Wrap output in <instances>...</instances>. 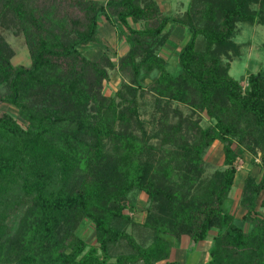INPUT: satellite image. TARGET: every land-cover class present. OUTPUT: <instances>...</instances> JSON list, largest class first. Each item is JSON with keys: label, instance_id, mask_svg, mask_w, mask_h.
I'll return each instance as SVG.
<instances>
[{"label": "trees", "instance_id": "trees-1", "mask_svg": "<svg viewBox=\"0 0 264 264\" xmlns=\"http://www.w3.org/2000/svg\"><path fill=\"white\" fill-rule=\"evenodd\" d=\"M211 1L201 12L173 16L159 12L155 0H0V21L23 32L30 57L28 66H11L0 39V86L7 89L0 103L16 106L23 121L0 112V264H178L168 251L180 234L193 243L209 239L203 264H264V75L249 74L242 90L216 59L204 65L206 49L196 48L198 34L207 46L227 45L235 21L253 20L250 0ZM100 17L128 45L117 69L134 85L122 80L117 98L100 89L114 67L110 55L90 59L78 49L97 41ZM172 24L188 34L175 75L158 54ZM152 70L156 95L143 110L151 117L145 122L139 78ZM164 98L213 121L201 127L179 115L170 123ZM145 123L150 136L159 134L152 145ZM214 140L222 167L202 178V155ZM257 150L262 170L244 176L235 216L224 206L235 163ZM136 192L149 201L141 223L129 214L128 195ZM81 221L91 225L95 245L80 237ZM139 225L147 232L137 242L126 231Z\"/></svg>", "mask_w": 264, "mask_h": 264}, {"label": "rangeland", "instance_id": "rangeland-1", "mask_svg": "<svg viewBox=\"0 0 264 264\" xmlns=\"http://www.w3.org/2000/svg\"><path fill=\"white\" fill-rule=\"evenodd\" d=\"M103 0H97V2H102ZM159 12L164 15H173L181 16L185 10L191 8L192 10H198L201 12V9L204 10L208 3H211V0H155ZM67 12H69L71 17L81 18L82 13L77 11L74 8L69 9V6L63 4ZM248 10L253 15V20H237L233 24V32L228 38V43L225 46L219 47L214 43H211L207 46L206 42L203 41V37L198 34L196 36V48L206 49L203 52H206L204 56L203 64L207 66L213 65L212 59L219 61V65L225 69V73L230 78L234 79L238 86L244 90L247 85V77L249 74L261 73L264 75V0H250L248 5ZM197 11V10H196ZM196 23L201 25V13L197 17ZM9 20L0 21V39L4 40L8 45L9 50L11 51L9 57V63L11 66L23 65L28 66L30 64L29 52L27 49V44L25 41V35L20 29H17L16 26L10 24ZM98 33L97 41L89 42L85 45H81L78 49L84 56L94 59L97 58V55L100 51H106L111 60L114 62L113 68H107V78L101 82V93L103 96L116 97L115 93L119 90V83L123 80L131 84V81L126 76V73H122L117 69V63L119 56L123 55L128 48L126 41L123 38H120L118 34V28L112 25H109L102 17L98 21ZM143 23H139L141 26ZM80 27V25H78ZM170 34L168 39L164 42L163 45L159 48L158 54L164 60V65L168 72L171 75L177 74L179 71V66L177 63V53L180 45L186 41L188 34L185 29L178 25H169L168 26ZM158 72L156 70L150 71L148 74H141L139 78L140 84V93H139V104L138 106L140 115L139 119L145 122H149L151 117L148 113H144L143 110H151L153 107V99L155 97V92L152 89V81L157 77ZM125 75V76H124ZM133 84V83H132ZM131 84V85H132ZM134 85V84H133ZM6 88L1 85L0 93H5ZM167 101L168 99H163ZM163 100L161 104L164 103ZM165 105L167 106L168 119L170 123H174L180 118H185L186 116L192 120H196L198 125L201 127L206 126L208 123L213 120L209 118L204 111H196L194 108L189 107L186 103L177 102L174 100H168ZM6 111L11 114L20 123H23L22 119L18 115V108L14 105H11L7 102L0 103V112ZM179 113V114H178ZM156 123L155 126L156 127ZM148 126L145 123V136H148L147 143L150 145L157 142L159 139V134L156 136H150L152 131L148 130ZM138 133V131H136ZM139 134V133H138ZM190 138V137H189ZM234 143L232 147H234ZM239 147H234L236 152H239ZM158 154V156H156ZM155 157L152 158V163L157 160L154 166L160 165L158 157H160L159 152L156 151ZM243 158H237L235 163L236 171L235 177H238L240 174L244 175V172H250V174L258 176L262 170L260 152L257 150L255 152L244 151L242 153ZM164 157H167L163 155ZM162 165V163H161ZM172 169L175 172H178L176 167L179 166V163L175 165L172 161L170 163ZM178 165V166H177ZM201 172L200 177L206 178L209 177L215 169L222 167V149L221 143L218 140H214L210 146H208L200 162ZM239 179H235L229 190L228 197L225 201V208L230 210L235 216L239 215V207L237 202V196L239 195ZM128 201L133 202L134 210L130 212L132 219L141 223L145 215V207L149 204L146 195L143 192H136L133 195H128ZM13 211L10 212L12 217ZM9 212L7 214V219L5 223L10 225ZM142 226H136L131 229L130 226L127 228L126 232L130 233V237L134 241L139 242L146 234L147 229H142ZM78 233L85 243L95 245L92 227L85 221H81L78 226ZM213 231H210L212 233ZM187 240V241H186ZM186 243L188 245H186ZM202 243V242H201ZM193 242H190L188 237L185 234H180L177 238L172 237L170 239L168 258L174 259L178 264H203L204 254L208 259L207 250H205L206 245H202L200 248L201 255L199 253L195 254L191 260L190 252L191 245ZM129 245V240L124 237L120 240V248L125 250ZM195 245V244H194ZM191 252L192 254L195 251V247ZM88 245L85 246L87 248ZM200 247V246H199ZM116 248H111V251H114Z\"/></svg>", "mask_w": 264, "mask_h": 264}, {"label": "crops", "instance_id": "crops-1", "mask_svg": "<svg viewBox=\"0 0 264 264\" xmlns=\"http://www.w3.org/2000/svg\"><path fill=\"white\" fill-rule=\"evenodd\" d=\"M238 172L236 171V173L235 174H237ZM246 175V173L244 172V175H242V174H240L238 177H235V179H239L240 180V183H239V188H241L242 187V183H243V178H244V176ZM235 176V175H234ZM235 179H233V181L235 180ZM187 241V240H186ZM202 242V243H201ZM201 242H197V243H200V245H198V246H196L195 248V251L196 252H194L193 254L191 253V252H193L192 250L194 249V246L195 245H197V243H193L192 245H191V252H190V256L189 257H191V260H194L193 258L195 257V254H197V253H199V256L201 255V253H200V248H201V246L202 245H206V247H205V250H207V247H208V245H209V239H206V240H204V241H201ZM195 244V245H194ZM186 245H188L187 243H186ZM200 246V247H199ZM206 253H207V251H206ZM207 255V254H206ZM206 255L204 254V259H203V262H206L207 261V258H206ZM199 256L197 257V258H199ZM197 258H196V260H194L195 262H198L197 261Z\"/></svg>", "mask_w": 264, "mask_h": 264}]
</instances>
